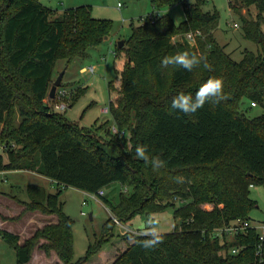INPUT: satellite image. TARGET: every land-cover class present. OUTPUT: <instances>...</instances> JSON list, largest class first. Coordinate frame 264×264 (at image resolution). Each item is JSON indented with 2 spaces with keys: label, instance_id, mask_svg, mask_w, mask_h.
Returning a JSON list of instances; mask_svg holds the SVG:
<instances>
[{
  "label": "trees",
  "instance_id": "obj_1",
  "mask_svg": "<svg viewBox=\"0 0 264 264\" xmlns=\"http://www.w3.org/2000/svg\"><path fill=\"white\" fill-rule=\"evenodd\" d=\"M149 1L152 15L132 27L119 48L127 62L118 73L117 102L111 101L108 111L120 135L112 132L102 141L59 113L46 112L44 101L57 61L68 65L89 57L90 49L111 36L112 22L93 18L85 6L57 15L40 0H0V143L3 151L9 150L7 161L0 154V172H35L57 188L50 193L28 185L24 202L29 211L53 216L54 222L35 227L22 243L19 235L0 230L15 250L17 264H28L36 248L46 256L55 254L61 264H85L93 256L91 264H264V243L260 245L256 230L224 241L209 236L234 220L250 221L256 205L250 190L264 185V0L228 1L242 20L243 36L259 45L258 53L246 50L240 62L214 36L219 14L203 11L207 0ZM177 2L185 11L180 25L158 15ZM252 7L257 9L254 19L244 17L241 11ZM198 31L191 45L186 35ZM185 50L203 56L211 70L203 64L191 72L160 67L163 57ZM210 77L223 79V101L206 103L191 115L171 109L173 96H194ZM109 88L115 89L112 83ZM248 102L261 106L263 114L246 116L242 110ZM15 115L20 117L17 124ZM138 145H147L150 155H159L166 166L154 171L135 156ZM178 177L183 181L177 182ZM112 183L131 190L116 203L100 196L121 224L173 208L176 229L164 233L154 249L131 241L128 232L104 261L100 247L74 261V221L59 198L71 187L98 195ZM172 198L180 206L174 207ZM106 230L108 240L112 228ZM143 239L136 235L137 241ZM235 246L242 249L233 255Z\"/></svg>",
  "mask_w": 264,
  "mask_h": 264
},
{
  "label": "rangeland",
  "instance_id": "obj_2",
  "mask_svg": "<svg viewBox=\"0 0 264 264\" xmlns=\"http://www.w3.org/2000/svg\"><path fill=\"white\" fill-rule=\"evenodd\" d=\"M40 2L59 13L57 15H61L68 9L81 6L89 7L93 18L112 22L111 36L99 47L90 49L89 57L75 58L68 65L65 60L57 61L55 80L64 72L63 85L57 90L54 100L47 97L44 101L47 106L46 112L49 114L59 113L69 122L88 130V133L96 134L102 141L107 140L110 138L108 135L113 132L114 120L111 113L105 109H108L111 101L117 102V93L121 84L118 73L123 70L127 60L124 51L119 49L118 44L129 38L132 27H139L144 20L152 15L153 7L149 0H40ZM118 2L122 4L121 8L118 7ZM188 3L194 4L195 1L189 0ZM214 10H217L219 14V24L214 36L221 46H225V51L231 55L234 61H242L246 50L259 52V45L243 36L242 20L239 15L230 10L228 0H207L203 4L204 12L213 13ZM241 12L244 17L254 19L257 9L254 7L245 8ZM158 15H168L173 22L180 25L185 18L184 6L181 2H177L167 9L158 11ZM235 24L238 27H234ZM262 31L264 33V23ZM90 67L95 68L94 73L81 71L83 68ZM110 83L114 85V91L110 90ZM62 91L66 94L61 95ZM76 97H78L77 100L70 107ZM61 103L66 105L65 109H57V105ZM242 111L249 118L263 114L261 106H251L250 102L243 107ZM19 120L20 117L15 115L16 124ZM3 127L4 125L1 124L0 132ZM14 148L18 151L19 145ZM8 152L9 150L0 149V154L3 155L5 161L9 159ZM1 177L0 180H2ZM4 177L3 180H6V184L2 185L0 181V230L19 235L20 243H22L30 237L38 221H47L53 217L40 212H31L25 208L24 202L28 201L26 192L28 185L39 186L50 193H55L57 188L46 177L27 171ZM130 191L127 188L125 192L119 183H112L104 188V197L110 202L116 203L120 199L121 193L128 195ZM250 191L251 198L256 201L250 218L255 224L264 223V185L252 187ZM84 200H86L85 205H83ZM171 201L175 204L174 207L180 206L178 199L172 198ZM59 202L63 205L64 213L74 221V261L84 258L90 250L97 247H100L99 259L104 261L114 250V245L118 246L119 244L120 246L127 229L142 233L145 230V221L149 216L157 220L159 231L163 234L171 233L176 229L173 208L146 216L136 215L126 224L112 226L114 216H111L109 208L100 197L96 200L90 199L83 191L71 187L63 191ZM110 218L112 222L107 224ZM108 227L112 230L106 240L108 235L106 228ZM95 258L91 257L85 264H91ZM0 264H17L15 250L1 236ZM28 264H61V262L53 253L46 256L43 251L34 249L32 250V260Z\"/></svg>",
  "mask_w": 264,
  "mask_h": 264
},
{
  "label": "clouds",
  "instance_id": "obj_3",
  "mask_svg": "<svg viewBox=\"0 0 264 264\" xmlns=\"http://www.w3.org/2000/svg\"><path fill=\"white\" fill-rule=\"evenodd\" d=\"M203 64V67L211 70V66L205 62L203 56L197 55L195 52H189L187 50L177 52L171 56H165L162 58L160 67L167 68L169 66H179L186 71L191 72L194 68H197ZM224 95V81L219 77H210L203 82L195 95L185 94L179 92L173 96L171 101V109L178 111L185 115L195 114L198 110L204 107L206 103H220L225 99ZM113 133L120 135L119 129L113 128ZM135 156L146 163L150 164L154 171L166 166V161L162 160L159 155H150L147 145H138L135 147ZM183 177H178L177 182H182ZM146 239L136 240V235L130 233L128 238L139 244V246L148 249H154L160 243L163 242V233L159 231V223L157 220L149 216L145 221V230L141 233Z\"/></svg>",
  "mask_w": 264,
  "mask_h": 264
},
{
  "label": "built area",
  "instance_id": "obj_4",
  "mask_svg": "<svg viewBox=\"0 0 264 264\" xmlns=\"http://www.w3.org/2000/svg\"><path fill=\"white\" fill-rule=\"evenodd\" d=\"M118 7L119 8L122 7V4L120 2H118ZM234 27H238V25L235 24ZM198 35H200L199 31L195 32V33H192V32L188 33L186 35L188 42L191 45H193L195 43ZM81 71L84 73H94L95 68L94 67H90L87 69L83 68V69H81ZM60 94L64 95V94H66V92L62 91ZM252 106H255V104L252 103ZM65 107H66V105L64 103L57 105V109H65ZM105 111H108V109H105ZM0 149H2V150L5 149V146L1 143H0ZM5 174H6V172H0V176H2L1 179L3 182L6 181L5 179L3 180V178H5L4 177ZM85 195L90 199L96 200L98 197L104 196L105 193H104V190H101L98 195L89 194V193H85ZM85 204H86V200L83 201V205H85ZM83 215H84V213H83ZM113 221L116 225H122L121 222L116 218H114ZM252 229L256 230V232L258 233L259 242H260V245H262L264 243V223L255 224L254 222H252V220H250V221L249 220H241V219L234 220L233 222H230V224H228L226 226L219 227V228H216V229L210 231L209 236L212 239H218V240L220 239V240L224 241L225 237L233 239V238H235V236L246 234L247 232H249ZM128 232L134 233L136 235L141 234L139 232H135V231L127 229L126 233H128ZM241 249H242L241 246L240 247L235 246L234 248L230 249V253L235 255Z\"/></svg>",
  "mask_w": 264,
  "mask_h": 264
},
{
  "label": "water",
  "instance_id": "obj_5",
  "mask_svg": "<svg viewBox=\"0 0 264 264\" xmlns=\"http://www.w3.org/2000/svg\"><path fill=\"white\" fill-rule=\"evenodd\" d=\"M119 48H122L124 46V41L119 42ZM64 72H62L57 79L53 82L50 92H49V99H55L57 90L62 87V78H63Z\"/></svg>",
  "mask_w": 264,
  "mask_h": 264
},
{
  "label": "crops",
  "instance_id": "obj_6",
  "mask_svg": "<svg viewBox=\"0 0 264 264\" xmlns=\"http://www.w3.org/2000/svg\"><path fill=\"white\" fill-rule=\"evenodd\" d=\"M56 14H59V13H56ZM108 39H109V37H108ZM107 38L105 39V40H108ZM126 62H127V60H126ZM55 77H56V75H55V70H54V73H53V79L55 80ZM18 172H21V171H13V172H6V174H5V176L6 175H9V174H16V173H18ZM27 172H31V171H27ZM31 173H33V174H36V175H38V176H41V175H39V174H37V173H35V172H31ZM48 179V178H47ZM50 182H52L50 179H48ZM1 181V183H2V185H4V183L5 182H3L2 180H0ZM53 183V182H52ZM6 184V183H5ZM54 184V183H53ZM3 221V220H2ZM49 221H52V222H54L55 221V219L52 217V218H50V220H47V221H38L37 222V224L34 226V228L35 227H42L44 224H46L47 222H49ZM36 250H38L37 248H36ZM111 254V253H110ZM31 262V261H30Z\"/></svg>",
  "mask_w": 264,
  "mask_h": 264
}]
</instances>
